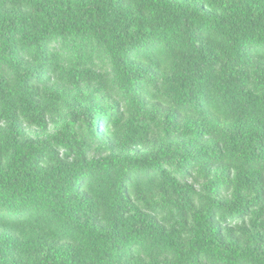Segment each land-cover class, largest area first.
Segmentation results:
<instances>
[{
  "label": "trees",
  "instance_id": "1",
  "mask_svg": "<svg viewBox=\"0 0 264 264\" xmlns=\"http://www.w3.org/2000/svg\"><path fill=\"white\" fill-rule=\"evenodd\" d=\"M0 264H264V0H0Z\"/></svg>",
  "mask_w": 264,
  "mask_h": 264
},
{
  "label": "rangeland",
  "instance_id": "2",
  "mask_svg": "<svg viewBox=\"0 0 264 264\" xmlns=\"http://www.w3.org/2000/svg\"><path fill=\"white\" fill-rule=\"evenodd\" d=\"M60 48V43L59 42H57L56 44H53L52 45V49L55 51V50H57L58 51V49Z\"/></svg>",
  "mask_w": 264,
  "mask_h": 264
}]
</instances>
